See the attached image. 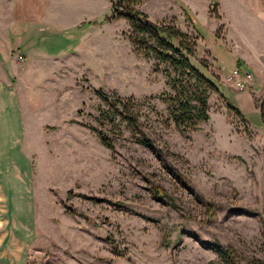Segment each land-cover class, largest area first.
<instances>
[{"label": "rangeland", "instance_id": "obj_1", "mask_svg": "<svg viewBox=\"0 0 264 264\" xmlns=\"http://www.w3.org/2000/svg\"><path fill=\"white\" fill-rule=\"evenodd\" d=\"M40 1L41 21L21 25L15 0H0V60L21 102L31 173L25 231L10 214L0 264H264V59L229 33L219 0L136 6L186 33L192 58L218 77L209 120L187 133L168 110L178 75L157 67L127 19H105L114 0ZM245 55L253 69L237 64ZM236 66L252 74L246 90L227 80ZM100 93L131 102L150 147L104 121Z\"/></svg>", "mask_w": 264, "mask_h": 264}, {"label": "crops", "instance_id": "obj_2", "mask_svg": "<svg viewBox=\"0 0 264 264\" xmlns=\"http://www.w3.org/2000/svg\"><path fill=\"white\" fill-rule=\"evenodd\" d=\"M219 3L220 15L227 23L229 33L232 31V36H235V31L241 32L236 37L241 38L245 46L255 48L258 56L264 59V0H219ZM195 6V3L193 6L189 3L184 5L196 26L199 21ZM203 13L207 22L208 10ZM13 14L18 24L31 25L25 22H39L45 13L40 0H15ZM32 44L26 45L25 52L35 51L36 47ZM245 56L237 57L236 60L240 59L253 69L249 64L251 62L249 56ZM0 61L3 69V72L0 71V244L1 252L9 255V248L4 246L10 238L9 216L12 214L19 223L21 219L23 230L25 229L27 220L25 209L28 206V193L31 189V173L27 157L21 150L24 138L21 102L15 86L9 80L5 62ZM17 241L16 245L25 242L23 239L21 243Z\"/></svg>", "mask_w": 264, "mask_h": 264}, {"label": "trees", "instance_id": "obj_3", "mask_svg": "<svg viewBox=\"0 0 264 264\" xmlns=\"http://www.w3.org/2000/svg\"><path fill=\"white\" fill-rule=\"evenodd\" d=\"M141 1L114 0L113 15L106 16L105 19H127L141 37L137 43L143 46V50L148 55L158 61L157 67L168 66L178 75V79L172 85L174 93L168 95V110L175 126L182 133H187L196 129L200 122L209 120V94L212 90L221 93L218 77L210 73L205 64L192 58L195 51L186 47L183 42L186 33L174 26L151 20L146 13L136 7ZM184 11L189 15L186 8ZM193 27H196L194 22ZM237 64L239 65V60ZM100 96L108 105V111L101 115L104 121L109 120L115 126L126 123V127L135 135L136 141L145 147H150L151 141L141 132L139 117L131 108V102L120 97L111 98L103 93H100ZM227 103L232 107L230 102ZM99 139L103 145L114 147L113 141L104 132H99ZM217 252L221 257L224 256L222 248H217Z\"/></svg>", "mask_w": 264, "mask_h": 264}, {"label": "built area", "instance_id": "obj_4", "mask_svg": "<svg viewBox=\"0 0 264 264\" xmlns=\"http://www.w3.org/2000/svg\"><path fill=\"white\" fill-rule=\"evenodd\" d=\"M19 59L23 61V56L20 55ZM227 80L234 83L238 90H246L251 85L252 74L250 71L242 68L241 66H236L231 71Z\"/></svg>", "mask_w": 264, "mask_h": 264}]
</instances>
